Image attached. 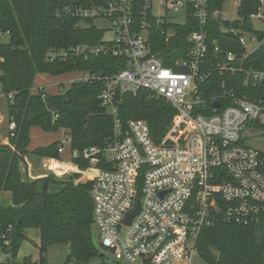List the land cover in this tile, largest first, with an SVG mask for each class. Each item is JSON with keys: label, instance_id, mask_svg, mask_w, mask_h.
I'll return each instance as SVG.
<instances>
[{"label": "built area", "instance_id": "2783aa9c", "mask_svg": "<svg viewBox=\"0 0 264 264\" xmlns=\"http://www.w3.org/2000/svg\"><path fill=\"white\" fill-rule=\"evenodd\" d=\"M56 1L58 16L72 17L76 28H97L102 37L94 44L49 49V61L72 54L126 60V67L113 74L82 71L74 80L104 81L100 99L115 117V140L104 150L113 169L97 167L98 147L72 151L74 158H94L82 174L92 181L100 240L130 264H205L197 261L202 259L197 242L205 228L221 222L249 225L264 218V152L246 143L250 130L264 127V59L257 57L264 47V0L250 15L252 29L241 17L236 19L239 28L223 29L234 33L244 49L241 54L223 50L219 39L210 36V20L223 19L226 1L220 8H212L210 0ZM180 15L184 21L177 20ZM187 19L194 26L188 58L178 60L177 68L168 66L152 53V29ZM256 20L263 24L260 28L253 27ZM172 30L161 31L169 38ZM9 35L0 30V46ZM4 62L0 53V97L6 95L10 105L13 93L5 90ZM215 74L222 76L217 84ZM216 88L221 93L208 96ZM139 90L165 98L176 111L161 143L153 140L145 120L131 119L124 127L118 117L120 97ZM8 128L10 139L17 129L13 117ZM65 140L71 142V137ZM139 198L141 209L127 225ZM0 254V260L10 256Z\"/></svg>", "mask_w": 264, "mask_h": 264}, {"label": "trees", "instance_id": "16d2710c", "mask_svg": "<svg viewBox=\"0 0 264 264\" xmlns=\"http://www.w3.org/2000/svg\"><path fill=\"white\" fill-rule=\"evenodd\" d=\"M226 0H210L212 8L221 7ZM56 0H0V30L9 31V40L0 46L4 56V84L7 92L13 93L10 116L17 122L16 135L7 143H0V190L10 191L12 203L0 205V251L10 256L0 264H14L19 250L28 239L26 229L40 231L37 264H51L46 253L51 245L68 244V261L89 263L98 255L93 240L94 200L92 181L75 183L80 174L74 173L65 181L56 182L53 177L37 179L23 177L21 164L30 154V132L33 127L45 131L68 130L72 150L83 151L98 147L97 167L113 169V162L105 154L115 140V117L102 105L100 94L104 81H73L69 88L59 86L56 94L43 88L33 92L38 74L52 76L77 71H89L103 75L113 74L126 67V60L113 55H70L68 59L49 61V49H70L79 44L98 43L102 32L97 28H76L75 19L56 14ZM261 0H242L238 15L246 28L252 29L250 15L259 9ZM211 38L219 39L223 50L232 49L238 54L244 49L237 38L223 29L239 28L240 20L211 19ZM172 28L171 37L162 34V29ZM194 31L193 20L186 23L154 25L151 33V50L168 66L176 67L178 60L187 59L188 37ZM257 54L264 59V47ZM214 83L221 81L215 74ZM220 92L209 90L208 96ZM224 91L222 90V93ZM118 117L124 127L131 119L145 120L151 137L161 143L175 115L174 107L163 97L149 91L126 92L120 97ZM62 141H54L38 147L33 154L39 158L60 159ZM94 158L77 157L72 161L81 170H87ZM60 189L50 192L52 183ZM142 193H139V197ZM11 228V229H9ZM5 237L3 238V236ZM6 240L9 244H6ZM197 249L205 264H264V218L259 222L241 225L221 222L205 228L199 236ZM31 258V257H29ZM31 261V259H30ZM28 262V257L23 261ZM29 263V262H28Z\"/></svg>", "mask_w": 264, "mask_h": 264}, {"label": "rangeland", "instance_id": "374dc122", "mask_svg": "<svg viewBox=\"0 0 264 264\" xmlns=\"http://www.w3.org/2000/svg\"><path fill=\"white\" fill-rule=\"evenodd\" d=\"M238 7L239 0H226L222 9V18L224 20L234 21L239 18L238 15ZM179 21H184V16L180 15L177 18ZM263 24L256 20L253 27L260 28ZM173 34V30L170 31ZM9 37H6L3 41L8 42ZM82 75V71H71L67 73H63L60 75L52 76L50 74L41 73L38 74L34 81L33 92H36L38 88L44 87L45 90L50 94L58 93V89L60 85H63L64 88H69L72 81L79 78ZM10 112H9V99L6 95H1L0 97V143H7L9 141V128L8 123L10 120ZM251 135L247 136L246 143L259 149L264 152V127H258L254 130H250ZM63 131L53 130V131H45L40 127H33L30 132V143L28 149L30 151L29 157H34L33 151L38 147L47 146L54 141H64L62 140ZM63 157L71 156V142L68 140L64 141V152L61 153ZM36 167H39L35 162ZM52 167H57L52 165ZM41 168L44 169L47 176L53 177L54 179L56 175L53 170H50L49 164H41ZM80 169V168H79ZM24 178H27L25 173H22ZM79 175L75 178V183L90 180L88 178L77 181L80 178ZM70 177H68L69 179ZM55 179V180H56ZM57 182V180H56ZM60 189V185L58 183H52L50 186V192H57ZM11 202V192L9 191H0V204H7ZM29 240L23 243V246L20 248L21 253L20 257L15 260L14 264H37V258L39 250L36 248L33 242H38L39 240V232L37 229H32L29 232ZM93 240L98 248V255L93 257L89 263L87 264H130L125 260L117 259L116 255L108 250H103L100 245V234L95 226H93ZM70 253L68 244H55L51 245L48 248L46 253V258L51 264H86L79 263L74 260L68 261V256ZM0 257L2 255L0 254ZM28 257V262L24 263V259ZM31 257V258H29ZM31 259V261H30ZM198 262L203 263V259H197Z\"/></svg>", "mask_w": 264, "mask_h": 264}, {"label": "crops", "instance_id": "0c3cea01", "mask_svg": "<svg viewBox=\"0 0 264 264\" xmlns=\"http://www.w3.org/2000/svg\"><path fill=\"white\" fill-rule=\"evenodd\" d=\"M58 91H59V89H58ZM61 130L63 131L62 140H64L68 136V130H66V129H61ZM72 151L73 150L71 148V156L68 158V157L62 156L61 153L64 152V150H63L60 153V159L39 158L35 155H33L34 157L30 158L28 155L26 157V161L21 164L22 173H25L26 176L30 177L31 179H37V178L47 176L44 169L41 168V164L47 163V164H49V167L51 168L50 170L54 171V174L57 177V179L55 178L57 180V182L67 180L68 177H70L74 173H79L81 176H80V178L77 179V181H82V180L86 179L87 176L83 175L82 170L79 169V166L72 161V159H73ZM35 162L39 167H36ZM52 165H54V166L57 165V167L54 168V167H52ZM0 191H2V190H0ZM11 203H12V194H11V202H8L7 204H0V205H10ZM32 229H36V228L26 229L25 232H26L28 239L25 241H28L30 239L29 238V232ZM38 232H39V240H38V242H33V243H40V231L38 230ZM36 248L38 249V247H36ZM20 253H21V249L19 250L16 261L21 256ZM38 257H39V253H38ZM37 260H38V258H37Z\"/></svg>", "mask_w": 264, "mask_h": 264}, {"label": "water", "instance_id": "95a60500", "mask_svg": "<svg viewBox=\"0 0 264 264\" xmlns=\"http://www.w3.org/2000/svg\"><path fill=\"white\" fill-rule=\"evenodd\" d=\"M227 34H228L229 36H233V37L235 36L234 33H232V32H229V33H227ZM214 106H215V107H219V106H220V103H219V102H215V103H214ZM140 209H141V199L139 198L138 201H137V203H136V207H135L134 211H133L132 213H130V214L127 216V218H126L125 223H126L127 225H130V224L132 223L134 217L139 213ZM99 245H100V247H101L103 250H108V248H107L105 245H103V243H102L101 240L99 241ZM111 252H114V249H112Z\"/></svg>", "mask_w": 264, "mask_h": 264}]
</instances>
